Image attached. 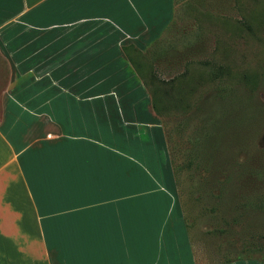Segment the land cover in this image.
Segmentation results:
<instances>
[{
  "label": "crops",
  "instance_id": "1",
  "mask_svg": "<svg viewBox=\"0 0 264 264\" xmlns=\"http://www.w3.org/2000/svg\"><path fill=\"white\" fill-rule=\"evenodd\" d=\"M173 12V0H0V264H189L136 76V29Z\"/></svg>",
  "mask_w": 264,
  "mask_h": 264
},
{
  "label": "rangeland",
  "instance_id": "2",
  "mask_svg": "<svg viewBox=\"0 0 264 264\" xmlns=\"http://www.w3.org/2000/svg\"><path fill=\"white\" fill-rule=\"evenodd\" d=\"M173 3L161 29H136L172 219L189 264H264V0Z\"/></svg>",
  "mask_w": 264,
  "mask_h": 264
},
{
  "label": "trees",
  "instance_id": "3",
  "mask_svg": "<svg viewBox=\"0 0 264 264\" xmlns=\"http://www.w3.org/2000/svg\"><path fill=\"white\" fill-rule=\"evenodd\" d=\"M152 105H153V106H155V105H154V103H152ZM261 262H263V263H264V260H262V258H261Z\"/></svg>",
  "mask_w": 264,
  "mask_h": 264
}]
</instances>
